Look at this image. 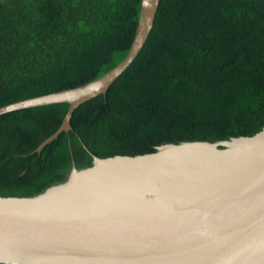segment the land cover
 <instances>
[{"label":"trees","instance_id":"obj_1","mask_svg":"<svg viewBox=\"0 0 264 264\" xmlns=\"http://www.w3.org/2000/svg\"><path fill=\"white\" fill-rule=\"evenodd\" d=\"M142 0H0V107L94 81L129 54ZM69 104L0 116V197L33 196L93 155L153 153L264 128V0H161L138 58L73 130ZM87 148L84 147V144Z\"/></svg>","mask_w":264,"mask_h":264},{"label":"water","instance_id":"obj_2","mask_svg":"<svg viewBox=\"0 0 264 264\" xmlns=\"http://www.w3.org/2000/svg\"><path fill=\"white\" fill-rule=\"evenodd\" d=\"M160 4L142 0L129 54L102 77L0 107L1 116L69 104L59 129L32 154L69 134L81 105L107 99L144 48ZM92 157L79 169L72 154L65 179L41 193L0 197V264H264V128Z\"/></svg>","mask_w":264,"mask_h":264}]
</instances>
